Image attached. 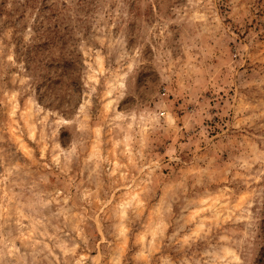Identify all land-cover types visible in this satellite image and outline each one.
Listing matches in <instances>:
<instances>
[{"label": "rangeland", "instance_id": "rangeland-1", "mask_svg": "<svg viewBox=\"0 0 264 264\" xmlns=\"http://www.w3.org/2000/svg\"><path fill=\"white\" fill-rule=\"evenodd\" d=\"M263 247L264 0H0V264Z\"/></svg>", "mask_w": 264, "mask_h": 264}, {"label": "trees", "instance_id": "trees-1", "mask_svg": "<svg viewBox=\"0 0 264 264\" xmlns=\"http://www.w3.org/2000/svg\"><path fill=\"white\" fill-rule=\"evenodd\" d=\"M31 53H33V52H31ZM258 263L259 264H264V247L262 248V254L260 255Z\"/></svg>", "mask_w": 264, "mask_h": 264}]
</instances>
